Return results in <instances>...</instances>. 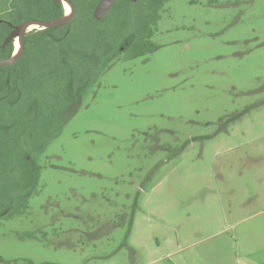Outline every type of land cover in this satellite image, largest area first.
Masks as SVG:
<instances>
[{
	"label": "rangeland",
	"instance_id": "374dc122",
	"mask_svg": "<svg viewBox=\"0 0 264 264\" xmlns=\"http://www.w3.org/2000/svg\"><path fill=\"white\" fill-rule=\"evenodd\" d=\"M153 28L38 155L0 264H245L264 244V0H172Z\"/></svg>",
	"mask_w": 264,
	"mask_h": 264
},
{
	"label": "trees",
	"instance_id": "16d2710c",
	"mask_svg": "<svg viewBox=\"0 0 264 264\" xmlns=\"http://www.w3.org/2000/svg\"><path fill=\"white\" fill-rule=\"evenodd\" d=\"M71 1L72 20L30 31L20 59L0 65V221L27 209L38 192V155L61 136L73 107L114 59L153 50V27L172 0H117L101 20L94 16L100 0ZM64 15L60 0H0V59L15 50L8 38L16 25Z\"/></svg>",
	"mask_w": 264,
	"mask_h": 264
},
{
	"label": "water",
	"instance_id": "95a60500",
	"mask_svg": "<svg viewBox=\"0 0 264 264\" xmlns=\"http://www.w3.org/2000/svg\"><path fill=\"white\" fill-rule=\"evenodd\" d=\"M60 1L70 6L69 14L65 13L63 17H60L58 19H50V20H44V21H40L37 19H30V20H26L22 22L20 25L18 24L15 26L12 33H10L8 40L12 38L17 39L18 37L19 42H20V49L17 51L14 50L13 54L9 58L3 59V60L0 59L1 66L12 64L20 59L23 53L24 47H25L26 33L32 30V29L29 30V27L31 25H37L36 26L37 28L43 29V28H48L51 26H62L68 23L70 20H72V18L75 16V13H76V9L72 1L71 0H60ZM115 1L116 0H100L97 3L95 10H94L95 19L101 20L102 18H104L105 15H107L110 9L112 8ZM132 1H137V0H132Z\"/></svg>",
	"mask_w": 264,
	"mask_h": 264
},
{
	"label": "crops",
	"instance_id": "0c3cea01",
	"mask_svg": "<svg viewBox=\"0 0 264 264\" xmlns=\"http://www.w3.org/2000/svg\"><path fill=\"white\" fill-rule=\"evenodd\" d=\"M244 253L247 255L245 264H264V244L261 242L254 241Z\"/></svg>",
	"mask_w": 264,
	"mask_h": 264
},
{
	"label": "bare ground",
	"instance_id": "6f19581e",
	"mask_svg": "<svg viewBox=\"0 0 264 264\" xmlns=\"http://www.w3.org/2000/svg\"><path fill=\"white\" fill-rule=\"evenodd\" d=\"M66 5L69 7V10H70V6H69L68 4L65 3V7H66ZM66 8H67V7H66ZM66 13L69 14L70 11L67 12V10H66ZM36 26H37V25H31V26L29 27V30L32 29V28H34V27H36ZM16 41H17V42H16V50H15V51H17V50L20 49V42H19V38H18V37H17Z\"/></svg>",
	"mask_w": 264,
	"mask_h": 264
},
{
	"label": "flooded vegetation",
	"instance_id": "af4514ba",
	"mask_svg": "<svg viewBox=\"0 0 264 264\" xmlns=\"http://www.w3.org/2000/svg\"><path fill=\"white\" fill-rule=\"evenodd\" d=\"M116 1H117V0H116ZM137 1H138V0H137ZM137 1H134V2H137ZM62 3H63V2H62ZM63 5L65 6V4H64V3H63ZM113 5H114V4H113ZM112 7H113V6H112ZM110 10H111V9H110ZM65 13H66V10H65ZM29 32H30V31H29ZM29 32H28V33H29ZM26 34H27V33H26Z\"/></svg>",
	"mask_w": 264,
	"mask_h": 264
}]
</instances>
